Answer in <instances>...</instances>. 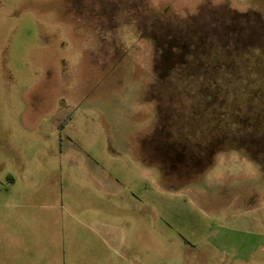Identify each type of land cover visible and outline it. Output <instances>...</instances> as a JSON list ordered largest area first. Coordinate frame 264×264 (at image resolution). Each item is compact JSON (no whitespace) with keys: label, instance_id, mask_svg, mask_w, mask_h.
<instances>
[{"label":"rangeland","instance_id":"374dc122","mask_svg":"<svg viewBox=\"0 0 264 264\" xmlns=\"http://www.w3.org/2000/svg\"><path fill=\"white\" fill-rule=\"evenodd\" d=\"M257 219L264 0H0L7 260L216 264Z\"/></svg>","mask_w":264,"mask_h":264},{"label":"crops","instance_id":"0c3cea01","mask_svg":"<svg viewBox=\"0 0 264 264\" xmlns=\"http://www.w3.org/2000/svg\"><path fill=\"white\" fill-rule=\"evenodd\" d=\"M246 204L248 206L251 205L250 201H248ZM253 208H256V206H254ZM255 222H256L255 226L259 225L260 227V228L258 227L259 229L256 231H250V232L248 231L247 233H245L244 231H241L240 229H235V228L229 229L228 236L232 244L227 248L228 249V260L226 262H222V261H218V263L215 262L216 264H264L263 260L252 262L253 259L256 257L257 253L259 252L260 248L263 247L264 245V233H262V230H260L262 229L261 228L262 223L258 219L255 220ZM7 233L8 232L5 230L4 236H6ZM215 235L217 238H219L218 234H215ZM182 239H185L184 236H182ZM113 240H114L113 236H109L108 239L106 240L107 244H111ZM4 241L6 244L5 238L3 239L2 242ZM185 242L189 243L188 240H185ZM120 243L122 245V241H120ZM2 245L3 244H1L0 246V252L4 251V254L3 255L1 254L0 264H13L12 259L11 260L6 259V253L9 252L11 247L2 246ZM122 247L124 249L122 258L125 260L132 253V251H130L128 247H126L125 245Z\"/></svg>","mask_w":264,"mask_h":264}]
</instances>
